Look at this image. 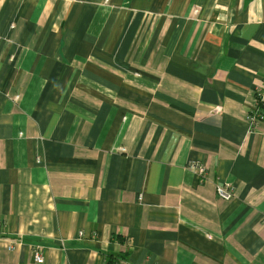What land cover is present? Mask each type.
<instances>
[{"label":"crops","instance_id":"crops-1","mask_svg":"<svg viewBox=\"0 0 264 264\" xmlns=\"http://www.w3.org/2000/svg\"><path fill=\"white\" fill-rule=\"evenodd\" d=\"M263 76L264 0H0V264H264Z\"/></svg>","mask_w":264,"mask_h":264},{"label":"built area","instance_id":"built-area-1","mask_svg":"<svg viewBox=\"0 0 264 264\" xmlns=\"http://www.w3.org/2000/svg\"><path fill=\"white\" fill-rule=\"evenodd\" d=\"M257 92L261 94L260 101L264 105V83H263L262 87ZM255 119H258L259 121L264 119V106H263V108H258L255 106L254 115L251 113L249 116V120H250V122H254ZM189 168L191 170L195 171L196 175H198V176H200L201 174L204 173L203 165L200 163L194 162L193 164H190ZM216 192H217L219 198L224 200V201L231 200L234 197V190L228 185L216 186ZM32 262L34 264H43L44 263L43 256H42V254H40V252L38 250L33 252Z\"/></svg>","mask_w":264,"mask_h":264},{"label":"trees","instance_id":"trees-1","mask_svg":"<svg viewBox=\"0 0 264 264\" xmlns=\"http://www.w3.org/2000/svg\"><path fill=\"white\" fill-rule=\"evenodd\" d=\"M264 77V76H263ZM260 96L261 94L260 93H256L255 94V99H256V107L258 108H263V103L260 101ZM112 240H120L119 236L116 237V236H113L112 237ZM128 258V254H120L118 255L117 257H115V259L112 258L111 255H107L106 256V264H118L120 263L121 261H125L126 259Z\"/></svg>","mask_w":264,"mask_h":264}]
</instances>
